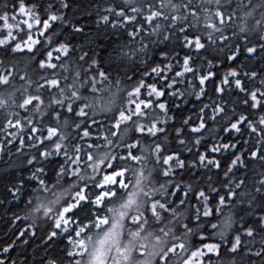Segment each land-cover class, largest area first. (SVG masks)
<instances>
[{"label":"snow or ice","instance_id":"6c2138e0","mask_svg":"<svg viewBox=\"0 0 264 264\" xmlns=\"http://www.w3.org/2000/svg\"><path fill=\"white\" fill-rule=\"evenodd\" d=\"M189 96L208 102L176 126ZM209 122L226 135L198 159L164 154ZM0 132V207L20 209L0 264H29L18 245L43 247L33 264H264V0H6Z\"/></svg>","mask_w":264,"mask_h":264},{"label":"trees","instance_id":"16d2710c","mask_svg":"<svg viewBox=\"0 0 264 264\" xmlns=\"http://www.w3.org/2000/svg\"><path fill=\"white\" fill-rule=\"evenodd\" d=\"M5 2H6V0H0V7H3ZM87 14H88V12H87V10H85V15H87ZM76 16H77L78 19L81 20L82 23H85V24L88 25V27L85 30L86 32H88L90 29L91 30L95 29V16L94 15L91 17L90 20H85L83 17L80 16L79 13H77ZM193 31L195 32V29ZM81 42L82 43L84 42L82 38H81ZM53 47H55V45H53ZM173 48H176L177 50H179V46L176 45L175 42H173L172 44H169V49L171 50ZM183 54H184V52L181 51V58H182ZM54 55H55V53H54ZM243 59H244V57L242 56L240 58V60L237 61L236 63L239 64L241 61H243ZM181 62H182V60H181ZM165 63H167V61H165ZM249 65L251 66V62H249ZM226 68H227V65H225V68L215 69V71H217L220 75H222L223 72L226 70ZM176 70L178 71L179 68H177ZM188 79H191V76H189ZM218 81H219V76L216 78V82H218ZM149 82H153V78H149ZM194 85H195V90L198 91L199 90L198 81H195ZM180 87L181 88H185L186 85H180ZM207 88L209 90V97H211L212 96L213 83L210 82L207 85ZM191 90L192 89H189V91H191ZM212 98L214 99L215 97H212ZM167 99H169V98L168 97L161 98L162 101L163 100H167ZM187 99L189 101H191V102L188 103L186 106H183V101H181L180 103L182 104V110H181V112L175 113V115L177 116L176 126H179V121L181 119L186 118L188 116H192L193 123H198V120H197V117H196V112L194 111V109H198L200 106H202V103H207L208 102V97L202 98V103H196L195 102V96H189V97H187ZM231 99L237 103V113L245 112V114H247L246 110L242 106H240V104H239V101L241 99H243V94H240V96H237L235 93H233L231 95ZM171 114L172 113H170V115ZM258 114L259 113H257V115ZM45 123H47V121H45ZM25 131H27V130H25ZM169 131L173 132V134H174V129L170 128ZM185 133H186V136H187V129L185 130ZM196 135L197 134H193L191 136H188L189 141L195 139ZM202 135H203V141H202V144L199 146V148H197L196 146L191 145V143H190L189 147L192 148V151L188 152L186 148H181L180 146H178L175 143L174 140H171L168 143L169 151L165 152L164 154L168 155L169 152L176 151V152L180 153L182 159H184L187 163H191L193 160L198 159V156H197V152L198 151L199 152H204L207 147H209L211 144H213L215 142L212 139L213 136H215L216 139L218 140L221 136L226 135V134H223V133L219 132L218 125H213V124H211V122H209L208 130L203 131ZM244 135H245V138H247L248 133L245 132ZM7 138H8V136H7L6 132H0V141H4ZM255 139H256V137L253 136L252 137L253 142L255 141ZM14 143H17V146H19L18 142H14ZM242 147L246 148L247 146L242 145ZM24 151H30V150L25 147ZM13 153L15 154V150L14 149H13ZM213 155H215L216 158L220 159L221 162H222V170L219 173V176L222 177L223 169H226V166H227V163L229 162V160L225 159L226 154H223V153H216V154H213ZM0 166H2V165H0ZM191 175H192L191 172L177 173V176H176L177 182H180V177L181 176H183V182L184 183L191 182ZM198 175H202V176H205V177L211 176L213 183L216 186H218V184H217V173L215 172V170H213L212 172L201 171L200 173H198ZM161 182H163V180H161ZM0 192H2V187H0ZM181 195H183L182 192H181ZM0 198H2V196H0ZM25 199H27V197H25ZM9 201H11L10 197H9ZM9 201L5 202V206L4 207H0V247L4 246L6 243H11L12 239H14L12 233H13V230L17 227V225H11L9 223V219H10V217L12 215V212H20L19 208L13 207V204L14 203H18V202H14V201L9 202ZM192 202L194 203V201H192ZM20 206L22 208L23 204L21 203ZM8 208H10L12 211H6V209H8ZM20 214L23 215L24 213L21 212ZM17 224L19 225V227H24V225L20 224L19 222H17ZM37 243H38V241H37ZM64 243L66 244L67 241L65 240ZM61 247H63V245H61ZM21 251H23L25 253V256L28 259L29 264H33V261H37L38 262L42 258L43 247H41L39 251H35L34 245L31 246V247H28V248H24L23 245H18L16 251L13 252V256H17L18 257V254ZM17 264H19V259L17 261Z\"/></svg>","mask_w":264,"mask_h":264}]
</instances>
